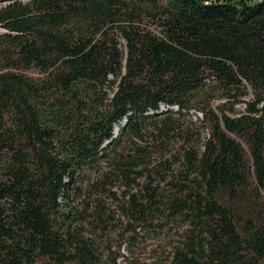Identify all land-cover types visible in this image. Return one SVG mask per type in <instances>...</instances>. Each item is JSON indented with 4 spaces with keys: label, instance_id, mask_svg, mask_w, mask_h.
Instances as JSON below:
<instances>
[{
    "label": "trees",
    "instance_id": "obj_1",
    "mask_svg": "<svg viewBox=\"0 0 264 264\" xmlns=\"http://www.w3.org/2000/svg\"><path fill=\"white\" fill-rule=\"evenodd\" d=\"M0 27V264H117L114 188L129 244L176 232L149 264H264V0H10Z\"/></svg>",
    "mask_w": 264,
    "mask_h": 264
},
{
    "label": "rangeland",
    "instance_id": "obj_2",
    "mask_svg": "<svg viewBox=\"0 0 264 264\" xmlns=\"http://www.w3.org/2000/svg\"><path fill=\"white\" fill-rule=\"evenodd\" d=\"M2 33H5V30L0 27V34ZM112 192L115 193V198H117L118 201H115L116 199L113 197H110L111 199H109L108 194L104 193L99 195L94 194L92 199L98 198L105 204V206H109L110 210L115 213L114 218L117 221H115L113 227L112 225L109 226L108 229L110 232L108 233V237L106 238L104 245L111 246V250L115 253V257L117 258V264H149L150 262L157 260L159 257H162L164 252H166L169 248L168 244L173 242L177 237L175 230L169 228L157 230L156 235V233L153 232L139 233V230L136 229L138 231L137 240L133 244H129L126 241V237L134 233L133 231L126 230V219L121 218L116 212L119 210L116 208V205L119 204L121 199V190H116L114 188L112 189ZM85 193L87 195V191H85L84 194ZM111 200H113L112 204ZM80 202L79 198H75L74 205L79 207Z\"/></svg>",
    "mask_w": 264,
    "mask_h": 264
},
{
    "label": "water",
    "instance_id": "obj_3",
    "mask_svg": "<svg viewBox=\"0 0 264 264\" xmlns=\"http://www.w3.org/2000/svg\"><path fill=\"white\" fill-rule=\"evenodd\" d=\"M9 2H10V0H3V1H0V4L3 3V6H4V5L8 4Z\"/></svg>",
    "mask_w": 264,
    "mask_h": 264
}]
</instances>
